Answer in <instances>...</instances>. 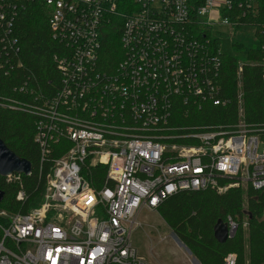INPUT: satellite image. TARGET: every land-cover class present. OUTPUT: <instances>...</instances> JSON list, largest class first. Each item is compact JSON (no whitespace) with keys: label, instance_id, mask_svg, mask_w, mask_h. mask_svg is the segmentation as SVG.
Wrapping results in <instances>:
<instances>
[{"label":"built area","instance_id":"1","mask_svg":"<svg viewBox=\"0 0 264 264\" xmlns=\"http://www.w3.org/2000/svg\"><path fill=\"white\" fill-rule=\"evenodd\" d=\"M29 3L48 13L60 78L44 87L32 74L17 90L21 100H0L35 119L40 172L49 165L39 206H0V264H151L132 243L143 210L185 191L264 190V0H0L6 74L20 57L14 26ZM108 26L120 31L123 48L113 71L100 62ZM216 26L254 28L259 61L238 60L234 123L182 126L180 105L188 115L230 102ZM247 65L262 68L258 122L243 105ZM97 166L106 167L101 189L93 186ZM23 177L5 179L24 203ZM227 225L232 238L239 224L229 217ZM237 259L228 254L224 264Z\"/></svg>","mask_w":264,"mask_h":264},{"label":"trees","instance_id":"2","mask_svg":"<svg viewBox=\"0 0 264 264\" xmlns=\"http://www.w3.org/2000/svg\"><path fill=\"white\" fill-rule=\"evenodd\" d=\"M14 37L19 41L20 57L13 60L14 68L10 74L0 67V100H21L23 96L17 90L32 74L44 87L49 82L58 83L60 78L53 61L59 48L51 38L49 16L44 6L29 3L21 10L14 26ZM246 49L247 61H259L257 50ZM122 59L120 31L108 26L102 33V69L113 71ZM222 60V94L229 98V104L226 107L206 104L201 110L190 107L188 115V108L180 105V125L214 127L236 121L238 60L226 54ZM242 86L246 118L249 122H258L262 119L263 110L262 68L245 66ZM34 136L35 119L32 116L0 107V139L33 166L32 174L23 177L28 196L24 203L16 200L19 186L7 183L0 176V191L4 193L1 209L10 213L28 212L42 202L49 165L45 166L43 173L40 172V152ZM59 155L57 153L55 157ZM92 176L93 186L101 189L106 179V167L97 166ZM157 211L200 264H224L226 256L231 253L237 254V264H264V190L250 187L246 190L231 189L221 194L210 189L185 191L166 199ZM229 217L239 224V228L234 237L221 244L214 236V229L219 221L227 224ZM245 223L247 227H244Z\"/></svg>","mask_w":264,"mask_h":264},{"label":"rangeland","instance_id":"3","mask_svg":"<svg viewBox=\"0 0 264 264\" xmlns=\"http://www.w3.org/2000/svg\"><path fill=\"white\" fill-rule=\"evenodd\" d=\"M254 28L216 26L213 37L221 40L220 51L237 60L246 61V48L257 50ZM243 46V48H242ZM138 220L141 226L132 233V243L138 253L151 264H198L196 258L177 238L158 214L143 210Z\"/></svg>","mask_w":264,"mask_h":264},{"label":"water","instance_id":"4","mask_svg":"<svg viewBox=\"0 0 264 264\" xmlns=\"http://www.w3.org/2000/svg\"><path fill=\"white\" fill-rule=\"evenodd\" d=\"M32 172V163L26 159L20 158L7 147L3 140L0 139V176L4 178L13 174L29 176ZM3 200L4 193L0 191V206ZM214 236L219 243H225L231 238L229 235L228 225L223 221H219L214 229ZM196 261L198 264H200L198 260Z\"/></svg>","mask_w":264,"mask_h":264}]
</instances>
